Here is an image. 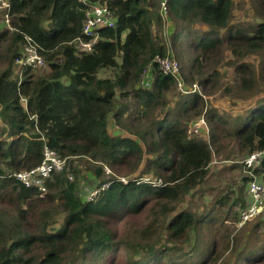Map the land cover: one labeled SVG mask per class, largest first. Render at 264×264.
I'll list each match as a JSON object with an SVG mask.
<instances>
[{"label":"trees","instance_id":"trees-1","mask_svg":"<svg viewBox=\"0 0 264 264\" xmlns=\"http://www.w3.org/2000/svg\"><path fill=\"white\" fill-rule=\"evenodd\" d=\"M89 1L105 4L115 18L113 27L100 29L91 52L78 54L74 46L77 37L89 39L82 33L87 5L80 0H7L8 24L0 17V264H264L259 223L241 250L231 232L222 233L228 209L248 202L250 176L241 177L245 194L238 186L200 212L180 208L207 177L213 155L231 149L227 138L244 157L264 151V100L249 117H239L233 130L198 93L170 108L174 117L160 118L175 81L153 61L167 54L166 45L152 37V25L161 22L156 1ZM250 1L260 20L247 31L232 24L235 0L168 2L177 29L172 44L188 42L186 80L204 91L215 88L216 66L228 50L238 62L252 53L263 56L259 73L236 64L240 96L264 83V0ZM25 35L39 46L48 73L27 68L16 74L12 65ZM147 68L151 86L143 87ZM103 70L111 75L100 76ZM201 114L209 140L188 132L189 121ZM110 119L127 133L111 132ZM44 143L60 156L88 158L92 167L85 176L108 187L95 201L82 200L81 180H68L65 170L51 175L44 195L24 186L12 174L37 166ZM251 172L264 180V152ZM58 209L61 224L50 228Z\"/></svg>","mask_w":264,"mask_h":264},{"label":"rangeland","instance_id":"rangeland-1","mask_svg":"<svg viewBox=\"0 0 264 264\" xmlns=\"http://www.w3.org/2000/svg\"><path fill=\"white\" fill-rule=\"evenodd\" d=\"M156 5H157V0ZM235 7H234V18L232 19V24L234 26L239 25L240 28L244 29L245 31L250 30V25L258 22L260 20L258 14L255 12L254 7L252 6V3L250 0H235ZM158 8V7H157ZM159 12V11H158ZM166 17L167 20H163L165 16L161 17L160 15V23L159 25L153 24L152 25V37L155 40V42L164 43L166 45L167 54L172 56L176 62L178 63L181 71L182 78L184 80V89L179 90L176 85L174 90L169 92L167 94V101L169 103L168 107H165L164 112L159 116L160 118L164 114H168L169 117L175 116V112L171 113L170 108H174L178 102L181 100H187L190 98L194 93H198L202 96V99L204 100L205 107L207 108H213L217 111V115L223 121L225 122V128H229L233 130L235 128V124L237 123L238 118L243 117V119H246L251 115V110L255 109L257 105L264 100V83L257 82L255 84V87L252 91L246 93L244 96H240L235 88H234V77H235V71L234 68L237 63H244L250 66L252 69L255 70V72L259 73L261 69V65L263 62V56L261 53H252L249 55H246L242 57L239 62L235 60V58L231 55L230 51H225V58L224 60L220 61L217 64V74L216 81L217 86L215 88H208L204 91L202 86H199V84H193L195 82H189L185 79V76H189L188 67L190 66L191 61V55L187 52H189V49H187L188 42L187 40H184L185 37H181L179 41L177 40L175 43L172 44V34L177 31L176 24L171 23L170 15L168 13V8H166ZM4 22V21H3ZM5 24V23H4ZM198 25V24H197ZM197 28H201V26H197ZM203 28V27H202ZM200 30V29H198ZM186 32L188 30H185ZM193 34V33H192ZM221 34H224V30L221 31ZM2 49L0 50V52ZM5 52V48H3V53ZM209 66V71H212L211 65ZM15 70L19 71V68L14 65H12ZM151 69V68H150ZM50 71V68L48 67L47 62L45 63L44 67H41L37 70H34L36 74H46ZM152 72V69H151ZM150 72V74H151ZM18 74V73H16ZM102 77H106L111 75V72L109 70H103L99 74ZM141 79L147 80V73H142ZM193 84V85H192ZM195 85V86H194ZM151 83L149 86L150 87ZM22 102H24L22 100ZM133 113V109L128 110L126 113V116ZM202 115V114H201ZM134 116V115H132ZM199 117V116H198ZM198 117L192 118L188 123V132L190 125L192 121L197 119ZM133 118V117H132ZM208 131L207 133L205 131H202L199 134L200 138H203L205 140H209L210 136V128L209 124L207 122V119L204 117ZM2 129V123L0 121V130ZM109 129L111 132H125L126 130L121 131L115 124H112V119H110L109 123ZM0 136H2V133H0ZM196 136V135H194ZM225 145L227 147L231 148L230 150L216 155H213V159L209 165V173L205 180L197 187L196 191L193 192V194L187 198V200L180 204V208H186V206H192L195 208L196 212H200L203 208L210 206L211 203L214 201L216 197L221 196L224 194L228 189H232L233 191L237 190L238 186H243V193L245 194V185H242L241 177L244 175L250 176V174L247 172V170L244 168L241 161L244 158V155L238 152L235 141L233 138H227L225 140ZM233 148V149H232ZM227 153L231 154L228 159H225L224 155ZM246 157V156H245ZM71 160V165L68 163V168L65 170L66 176L68 178L69 175L72 176V179L68 180H81L80 183L82 184H89V185H95L96 183L91 182V179L89 177H86L85 175L88 172H91L92 163L88 158H69L68 161ZM257 177V176H256ZM251 178V177H250ZM258 178V177H257ZM249 180V179H248ZM79 183V185H80ZM245 200V197H244ZM244 204L238 202L237 204H234L231 206L230 209H228V217H225L223 220L224 229L223 232L229 231L231 232L230 236L236 237L239 250H241L246 242V240H250L251 233L254 229L255 223H259L260 227L257 230V234L260 236L264 233V210L259 214L258 218L255 220H250L249 222H246L242 226H237L236 222L238 221V215L239 212L237 210L238 206H242ZM3 206L0 204V211H2ZM227 207L224 209L223 216H226ZM54 220L56 219V222L53 226H50V228H56L61 224L62 218H63V212H61L59 209L54 210ZM254 219V218H253ZM3 223L6 225L9 224L10 219L8 218L7 214H4V218L2 219ZM233 261V259H232Z\"/></svg>","mask_w":264,"mask_h":264},{"label":"built area","instance_id":"built-area-1","mask_svg":"<svg viewBox=\"0 0 264 264\" xmlns=\"http://www.w3.org/2000/svg\"><path fill=\"white\" fill-rule=\"evenodd\" d=\"M80 1L87 5L82 24V33L89 39L86 40L84 37H77L74 39V46L78 51V54L82 52H91L93 50V44L99 38L100 29L103 27H113L115 25V18L105 4L91 3L89 0ZM168 2L169 0H157L158 11L161 17L165 16V18H163L164 21L168 18L166 17ZM7 7V0H0V13L2 11V15L0 14V17L6 24H8L9 19ZM153 61L158 64L159 70L162 73L168 74L173 78L175 85L179 90L184 89L185 85L180 67L172 56L169 54H166L163 57L157 55ZM45 63L44 57L39 52V46L37 43L31 36L25 35L24 43L22 44L18 55L14 58V65L17 69L19 68V71L15 70V72L18 73V75H21L25 69L31 68L32 70H37L44 67ZM144 73H147V80L140 79V85L147 87L151 83L150 68L145 69ZM202 131L207 133L208 127L204 117L201 115L192 121L189 133L191 135L199 136L198 133ZM263 152L264 151L255 150L249 153L241 161L251 178L248 181L246 189L248 202L237 207L239 212L238 221L236 222L237 226H242L247 221L258 216L264 210V180L257 178L253 172H251L256 165H259ZM68 159L69 158L67 157L58 155L54 149L44 143L42 147L41 162L31 169L19 170L14 172L12 175L24 186L34 188L39 195H44L48 191L46 186L47 180L51 178V175L54 172L66 170L68 168ZM104 171L107 174L111 173L107 166H104ZM68 178L72 179V176L69 175ZM120 180L127 182L125 178H120ZM91 182L94 181L91 180ZM108 185V182H104L99 185L80 183L77 195L82 200L90 202L95 201L100 192L107 188Z\"/></svg>","mask_w":264,"mask_h":264},{"label":"clouds","instance_id":"clouds-1","mask_svg":"<svg viewBox=\"0 0 264 264\" xmlns=\"http://www.w3.org/2000/svg\"><path fill=\"white\" fill-rule=\"evenodd\" d=\"M170 1V0H169Z\"/></svg>","mask_w":264,"mask_h":264}]
</instances>
